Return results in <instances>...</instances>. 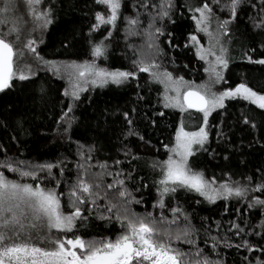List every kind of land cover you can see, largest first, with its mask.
<instances>
[{
    "label": "snow or ice",
    "instance_id": "1",
    "mask_svg": "<svg viewBox=\"0 0 264 264\" xmlns=\"http://www.w3.org/2000/svg\"><path fill=\"white\" fill-rule=\"evenodd\" d=\"M23 4L26 18L16 15L19 10L16 0L0 3V25H12L6 30L0 29V93L13 89L16 81H30L41 67L64 80L61 104L67 106L61 108L58 118L52 116L58 126L53 130L55 134L69 131L76 120L75 107L84 93L109 84L130 85L133 81L139 88L142 74H147V85L162 86L157 103L163 109L177 110L181 119L175 128L174 143L164 144L166 158L154 159L148 164L155 176L152 187L156 189V199L152 208L159 210L158 216L154 211L137 212L133 207L144 203L143 197L136 196L140 187H149L143 183L144 178L137 181L133 175L135 169L126 171L124 161L119 159L111 164L107 160L93 163L94 146L77 142L75 176L69 180L66 159L28 161L9 156L7 147L0 144L3 154L0 159V264H226L220 256L221 247L264 255V245L249 239L259 236L264 240V218L252 226L243 211L236 209L239 220L222 218L209 222L208 218H202L197 227L192 222V214L175 200L179 192L203 198L197 199L196 204L235 199L246 203L247 209L259 207L264 217V199L256 195H264V169H258V178L247 176L234 180L229 173H221L220 178L208 177L193 162L198 153L208 152L210 117L218 110H225L226 101H245L264 110V93L254 90L243 78L232 86L225 75L235 59L230 48L234 41V23L247 7L252 10L248 18L253 30L264 31V0H185L181 7L187 10L193 27L180 36L166 28V22L176 23L175 0H94L93 7L99 10L94 11L89 28L87 58L69 61L47 60L38 50L44 42L43 33L54 22V6L48 0H23ZM126 7L131 8L130 15H125ZM121 20L127 49L132 52L130 65L127 68L102 66L97 61L108 60L111 40L114 32L120 30ZM25 28H28L27 35ZM36 33L41 34L39 40ZM97 33L101 34L98 40ZM165 35L168 48H182L192 53L197 62H202L206 80L196 83L175 74L177 58L168 57L161 47V37ZM132 38L139 39L140 43H132ZM180 39L183 44L179 43ZM259 50L264 52V42ZM256 52V48L243 45L239 58L264 65V56L254 59ZM29 57L35 61L36 70ZM169 65L173 70H169ZM183 67L188 69L189 65L186 63ZM137 97L142 99L139 93ZM135 113V108L131 113H123L127 125L123 135L125 138L137 136L144 141L135 128ZM156 115L163 117L165 113L160 111ZM187 120L198 123L190 127ZM17 123L22 128L23 122ZM242 123L253 129L258 127L246 115ZM216 135L218 139L223 138V130L218 128ZM130 152L131 149L125 148L124 156L128 157ZM137 159L131 157L132 161ZM6 172L16 178H10ZM53 182L54 186L49 187ZM129 183L140 187L129 188ZM61 186L66 191H58ZM65 197L67 211L62 203ZM85 209L88 216L84 214ZM93 212L98 213V219L119 225L114 239H85L75 234L78 224ZM225 213L233 214L227 207ZM233 237L238 242H233ZM241 264H264V259L257 257L253 261L250 255H242Z\"/></svg>",
    "mask_w": 264,
    "mask_h": 264
},
{
    "label": "trees",
    "instance_id": "2",
    "mask_svg": "<svg viewBox=\"0 0 264 264\" xmlns=\"http://www.w3.org/2000/svg\"><path fill=\"white\" fill-rule=\"evenodd\" d=\"M19 4L21 0H16ZM2 3V0H0ZM54 6V22L48 30L43 33V43L39 44L40 55L52 60H80L87 58V39L91 24L93 23V13L97 8L93 7L94 0H48ZM176 9L174 12L175 25L166 22L167 31H174L177 36L187 32L193 27L188 18L187 10L181 5L185 0H175ZM245 7L240 12L239 18L233 25L234 53L235 59L226 72V77L232 86L241 82L243 78L254 90L264 93V65L250 64L239 58V53L243 45L256 48L254 59L264 56V52L259 50L261 42H264V31L253 30L249 22V12ZM132 12L130 7L125 8V15ZM25 13V12H24ZM181 13H184L182 16ZM23 12L17 11L16 15L21 17ZM24 15V14H23ZM26 18V16H25ZM11 24L0 25V29L6 30ZM119 31L114 32L107 64L110 68H127L130 65L132 52L127 49L124 39V23L119 22ZM40 33L37 39H40ZM101 34H96V39H100ZM167 35L161 37V47L168 54V57L175 56L178 66L175 74L183 75L187 80H199L203 77L202 62H197L190 52H185L182 48L170 49L167 46ZM132 43L139 44L137 38L131 39ZM183 39L179 40L183 44ZM68 45L65 47L64 45ZM189 68L185 69L184 64ZM169 70H173L169 65ZM147 74H142L139 79L141 87L137 88L135 81L125 86H108L86 92L81 96L75 107L73 115L75 122L67 133L57 135L54 129L58 126L52 119L57 118L62 105L61 95L64 83L47 70H37L36 75L30 81H16L15 87L0 93V144L8 149L9 156H18L21 159L43 163L55 162L57 160H67L69 162V172L67 179L71 180L75 176L74 164L77 160V142L85 146H94V161H105L109 164L113 160L124 161L125 170L135 169L133 173L137 181L143 177V183L149 185L148 188L140 187L139 184L129 183V188L140 187V192L136 193L137 198L143 197L142 205H134L137 212L154 211L159 215V210H153L152 204L156 199V189L152 187L155 178L154 173L148 164L152 160L165 159L167 153L164 144L171 145L174 140V132L179 124L178 112L171 109H163L157 103L158 90L160 85H147ZM43 90V92H42ZM137 93L142 99H138ZM135 121V128L140 136L125 138L123 135L127 130L126 121L123 118L124 112H132ZM163 111L165 115H156ZM246 115L254 121L258 127L251 128L250 125L242 123L243 116ZM17 121H22V128ZM155 121V123H153ZM211 131L209 137V148L206 153H198L194 158L196 167L205 170L206 175H213L218 178L221 173H229L234 180H242L247 176L259 177L258 169H264V110L249 105L245 101H226L225 110H218L210 117ZM222 129L224 137L217 138V130ZM62 131V129H61ZM17 137L13 140L12 137ZM131 149L128 157L124 156V149ZM209 153H214L209 155ZM139 159L132 161L131 157ZM228 159H225V157ZM3 154L0 153V159ZM58 173V169L56 170ZM10 178L16 177L12 173H7ZM54 186L53 184L49 187ZM58 191L64 192L66 188L61 186ZM264 199V195L256 193ZM201 197L193 193L179 192L175 200H178L185 209L192 214L193 224L200 226L202 218H208L209 222L224 219L225 221L236 219V209H241L244 216L250 221L252 226L259 224L262 220L261 209H247L246 203L217 200L214 204L203 202L196 204V200ZM175 201H172L174 203ZM65 210H68V199L62 201ZM171 206V204L169 205ZM228 208L232 215L225 213ZM84 214L88 216L85 209ZM98 213L93 212L91 216L78 224L75 234L82 235L85 239L93 237H111L119 232V225L115 221L100 220ZM214 227V224H213ZM252 230V229H250ZM259 231V229H255ZM253 243L264 245V240L259 236H250ZM233 242L238 239L233 237ZM204 246L203 244L201 245ZM185 248L187 246H184ZM250 255L255 261L257 257L264 259V255L259 252L249 254L247 252L238 253L233 248H220V256L226 264H241V256Z\"/></svg>",
    "mask_w": 264,
    "mask_h": 264
},
{
    "label": "rangeland",
    "instance_id": "3",
    "mask_svg": "<svg viewBox=\"0 0 264 264\" xmlns=\"http://www.w3.org/2000/svg\"><path fill=\"white\" fill-rule=\"evenodd\" d=\"M20 8H19V11H21V12H23V14H22V18H25V8H24V4H23V0H21V2H20ZM10 27H12V25H10ZM31 27V23L29 22V24H28V28H30ZM28 28H25L24 29V34L25 35H27V31H28ZM37 34L38 33H36L35 35H36V38H37ZM230 48H231V55L233 56V53H234V42L230 45ZM43 56V55H42ZM44 57V56H43ZM234 57V56H233ZM45 58V57H44ZM45 59H47V58H45ZM85 59V58H84ZM28 60H29V62H31L32 64H33V69L34 70H36V65H35V61H33V60H31V58L29 57L28 58ZM47 60H52V59H47ZM80 60H83V59H80ZM55 61H69V60H66V59H61V60H55ZM97 63H100L102 66H108V64H107V61L105 62V61H103V60H98L97 61ZM109 67V66H108ZM39 70H45V69H43L42 67L39 69ZM49 72V71H48ZM51 73V72H50ZM52 74V73H51ZM225 75H226V73H225ZM55 77H57V76H55ZM58 78V77H57ZM60 79V78H59ZM207 79V76H206V74L203 72V77L201 78V79H199V80H196V83H200V82H202L203 80H206ZM63 83H64V87H65V81L64 80H62V79H60ZM112 84H109L108 86H111ZM108 86H106V87H108ZM112 86H116V85H112ZM161 87V90H162V86H160ZM103 88H105V87H103ZM96 89H101V88H99V87H97V88H94V89H90L88 92H92V91H94V90H96ZM220 90H222V89H220ZM172 110V109H171ZM174 111H176V112H178L177 110H174ZM178 115H179V122H180V119H181V114L178 112ZM187 123H188V125L190 126V127H193L196 123H198V121H193V120H187L186 121ZM172 143H174V140H173V142ZM167 156V155H166ZM166 158V157H165ZM203 199V198H202Z\"/></svg>",
    "mask_w": 264,
    "mask_h": 264
}]
</instances>
